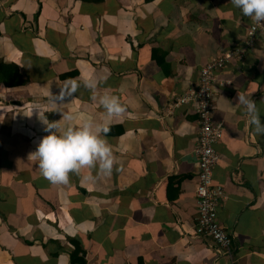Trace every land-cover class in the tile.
<instances>
[{
    "label": "crops",
    "instance_id": "0c3cea01",
    "mask_svg": "<svg viewBox=\"0 0 264 264\" xmlns=\"http://www.w3.org/2000/svg\"><path fill=\"white\" fill-rule=\"evenodd\" d=\"M250 22L231 0H0V59L26 80L0 83V264H75L76 247L83 264H264V136L235 100L250 96L264 121V35L214 85L213 182L231 255L193 233L199 123L190 103L174 104ZM89 76L103 80L95 93L52 104L59 86ZM104 94L127 107L107 134L119 170L51 184L30 157L45 123L62 118L57 107L102 121Z\"/></svg>",
    "mask_w": 264,
    "mask_h": 264
},
{
    "label": "clouds",
    "instance_id": "9594fccd",
    "mask_svg": "<svg viewBox=\"0 0 264 264\" xmlns=\"http://www.w3.org/2000/svg\"><path fill=\"white\" fill-rule=\"evenodd\" d=\"M232 5L249 17L257 25L264 24V0H231ZM103 82L95 76L71 79L59 86L58 94L51 95L53 105L59 106L71 99L83 87L95 93ZM93 99L96 96L93 95ZM248 117V124L258 136H264V121L260 116L257 103L250 97L238 93L235 98ZM99 105L104 110L105 119H80L77 113L61 110L62 118L59 121L45 123L49 134L40 141L35 152L30 157H35L42 176L53 185H67L70 175H80L84 169L94 173L85 177L95 183L101 176L108 177L113 171H118L116 156L107 140L112 120L119 118L127 111L119 97L104 94L99 97ZM80 120L79 124L74 121ZM63 122V126L61 124Z\"/></svg>",
    "mask_w": 264,
    "mask_h": 264
},
{
    "label": "built area",
    "instance_id": "2783aa9c",
    "mask_svg": "<svg viewBox=\"0 0 264 264\" xmlns=\"http://www.w3.org/2000/svg\"><path fill=\"white\" fill-rule=\"evenodd\" d=\"M262 35H264V24L257 25L251 19L243 42L207 61L200 69L197 83L174 103L175 105L190 103L199 123L193 151L198 165L195 188L197 216L193 233L209 237L228 255L232 254L234 237L218 220L217 207L224 197V191L221 185L213 182V170L220 158L215 145L223 133L222 122L213 120L214 85L226 65L241 61Z\"/></svg>",
    "mask_w": 264,
    "mask_h": 264
},
{
    "label": "trees",
    "instance_id": "16d2710c",
    "mask_svg": "<svg viewBox=\"0 0 264 264\" xmlns=\"http://www.w3.org/2000/svg\"><path fill=\"white\" fill-rule=\"evenodd\" d=\"M85 2H102L103 0H81ZM151 1V0H146ZM25 79H22L21 74L17 65L14 63H5L0 59V83L4 84L7 87L20 86L25 83ZM79 248L76 247L75 252L72 254V261L75 264H83V257L77 256Z\"/></svg>",
    "mask_w": 264,
    "mask_h": 264
}]
</instances>
